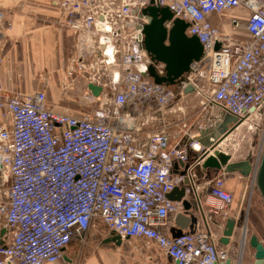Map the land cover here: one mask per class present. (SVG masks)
I'll return each instance as SVG.
<instances>
[{"label":"built area","instance_id":"2783aa9c","mask_svg":"<svg viewBox=\"0 0 264 264\" xmlns=\"http://www.w3.org/2000/svg\"><path fill=\"white\" fill-rule=\"evenodd\" d=\"M150 3L185 21V34L203 48L201 59L176 85L178 94L147 74L153 63L142 31ZM49 6L72 38L62 91L80 83V98L100 104L75 116L49 106L44 90L5 93L0 79V178L7 183L6 190L0 188V227L7 231L0 264H55L98 220L122 240L155 244L172 264H224L230 251L218 244L206 215L228 219L230 173L222 168L212 179L199 173L203 155L215 150L229 155L225 143L242 129L257 135L260 155L263 150L264 0H51ZM238 8L248 14L247 40L220 34L207 21L211 14ZM230 25L236 29L240 21L231 18ZM8 28L0 8V69ZM154 67L162 74L161 65ZM88 85L102 89L99 97ZM187 86L200 99L205 124H193L185 115L167 121V110L181 114L178 103ZM227 115L236 122L218 144L213 137L203 139L208 126ZM260 155L248 175L253 182ZM185 178L184 198L197 203L204 224L172 238L175 218L191 213L184 210V198H168ZM241 233L244 244L246 225Z\"/></svg>","mask_w":264,"mask_h":264},{"label":"crops","instance_id":"0c3cea01","mask_svg":"<svg viewBox=\"0 0 264 264\" xmlns=\"http://www.w3.org/2000/svg\"><path fill=\"white\" fill-rule=\"evenodd\" d=\"M50 1L0 0V8L5 13L8 10L12 12L9 15L6 13L9 28L5 31L3 66L1 67L3 70L0 69V79L3 84V91L10 95L31 94L35 91L44 90L49 106L57 110L56 101L61 96L64 98L65 95L59 85L73 45L71 33L62 29L55 22L57 14L54 13L53 9L54 12L49 10ZM247 15L243 8H238L222 14H211L207 17V21L220 34H230L234 39L244 41L248 39L244 29ZM231 18L238 19L240 27L232 28L230 25ZM61 73L62 77L59 78ZM73 91H76L75 96L78 99L73 104L84 103L80 98V83ZM180 103L181 99L178 105ZM83 114L85 112L72 113L75 116ZM166 115L167 121L171 123L183 118V115L175 112V109L174 112L170 109L167 110ZM223 149L228 152L226 145ZM200 171L199 174L202 177L206 171L203 169ZM242 179L244 180V177L239 173H230L225 183V189L233 197L235 196L236 185ZM228 214V219L234 220H238L242 214L241 208L234 206V199ZM194 216L196 221L191 215L184 216V220L180 223L182 227H185L183 232H191L194 225L204 224L198 213ZM206 216L209 219L211 230L220 238L227 219L213 215L209 217L210 213H207ZM175 220L171 227H176ZM242 229L243 226L236 228L234 236L230 239V244L222 246L230 251L231 264H239L232 255L237 240L236 236L240 235ZM0 231H4L0 233L1 246L7 231L4 227H0ZM111 233L100 220L95 221L82 239L75 238L71 241L70 245L63 251L62 259L55 264H172L171 260L155 244L144 239H126L122 240L120 245H115L112 242L106 243L105 241L110 238Z\"/></svg>","mask_w":264,"mask_h":264},{"label":"water","instance_id":"95a60500","mask_svg":"<svg viewBox=\"0 0 264 264\" xmlns=\"http://www.w3.org/2000/svg\"><path fill=\"white\" fill-rule=\"evenodd\" d=\"M143 14L147 16L149 22L143 28V46L146 54L150 58L153 65L148 66L147 74L152 79L153 83L158 85H164L167 87H174L185 79V76L190 72V66L194 62H198L203 54L202 45L199 43L195 36H187L185 34L188 24L179 19H173L172 13L167 8H159L150 3L143 10ZM170 22V28H166L165 24ZM219 45L215 46V50H218ZM162 66V74H158L154 65ZM88 89L91 91L94 97H99L102 89L93 85H88ZM193 93L191 86H187L183 91V94L189 95ZM236 122V118L231 116H225L223 122L219 124L220 131L218 135L213 138L218 139L220 135H223L228 130L227 126ZM220 139V138H219ZM218 139V142L220 141ZM204 146H209L207 140H203ZM216 144V145H217ZM216 145L211 146V150H214ZM228 154L220 151H214L213 155L207 156V153L203 155V162L201 168L206 171L205 175L207 179H212L218 175V173L225 169L227 173H239L242 177H247L251 172L250 160L243 162L232 163ZM188 166H184V171L181 175H185ZM188 180L185 178L181 187L175 188L168 194V198L172 201L179 202L186 197V185ZM256 190L258 191L263 203H264V146L260 155L259 166L254 180ZM189 197V196H188ZM185 199V198H184ZM184 210L191 212V217L197 220L194 215L199 214L200 218H203L202 212L199 210L197 203L187 200L182 201ZM184 216L179 215L176 217V227L170 230L172 238H178L182 235L185 227H182L180 223L184 220ZM243 214H241L238 220L227 219L224 229L218 244L220 246H228L230 239L235 234V229L243 224ZM194 221V223H195ZM242 224V225H241ZM187 228V227H186ZM4 231H0L3 233ZM112 242L115 245H120L122 239L115 234L111 233L110 238L106 241ZM248 245L254 250V263L264 264V246L258 240L255 235H251L248 240ZM231 260L228 259L224 264H231Z\"/></svg>","mask_w":264,"mask_h":264},{"label":"rangeland","instance_id":"374dc122","mask_svg":"<svg viewBox=\"0 0 264 264\" xmlns=\"http://www.w3.org/2000/svg\"><path fill=\"white\" fill-rule=\"evenodd\" d=\"M49 10L54 12L50 8ZM6 13L7 15H9L12 12L8 10L6 11ZM2 70L3 68L1 69V71ZM54 76L56 77V75ZM61 77L62 73L60 74L59 78ZM62 84L63 78L60 81V88H62ZM176 88L178 87H172V90L176 94H178L179 90ZM75 92L76 91L73 90H66L65 92H63L65 93V95L63 94L64 98L63 96H61V98L56 101V109H59L58 111L61 112L66 111L69 112V114H72L74 112H92L99 107V102L87 104L85 101H83L84 103L73 104L74 102L78 101L77 97L75 96ZM181 103L179 104L180 107H183L181 115L189 117L191 123L193 124L195 121H199L200 124L206 123L204 118L205 112L201 110L200 99L195 94L192 93L189 95H185V97L181 99ZM207 130L209 134H211L210 127H208ZM204 132L208 133L207 131ZM225 145L228 147V152L231 158L230 162L232 163L243 162L246 159H249L250 164L254 165V162L258 158V154L260 155V147L257 135H254L251 132H247L244 129L240 130L238 133H234L228 139V141H226ZM0 188L2 190H6L7 188V183L2 181L1 178ZM233 199L234 206H239L242 210V214L244 217L243 224L246 225L247 235L244 244L242 242L243 234L240 233V235L238 234V236H236L237 240L236 244L234 245V253L232 257H234L239 264H253L254 250L249 247L248 240L251 235H255L264 246V203L258 191L256 190V186L252 181V178H250L249 176L237 183L236 192Z\"/></svg>","mask_w":264,"mask_h":264},{"label":"flooded vegetation","instance_id":"af4514ba","mask_svg":"<svg viewBox=\"0 0 264 264\" xmlns=\"http://www.w3.org/2000/svg\"><path fill=\"white\" fill-rule=\"evenodd\" d=\"M174 87H175V86H174ZM230 125H231V124H229V125L227 126L228 129L230 128ZM208 127H210V133H211V134H209L208 130L206 129V131H207L208 133L205 132V134L203 135V136H204L203 139H208V138H210V137H214L215 135H218V134H219V131H220V129H221L219 125H213V126H208ZM246 160H249V159H246Z\"/></svg>","mask_w":264,"mask_h":264}]
</instances>
